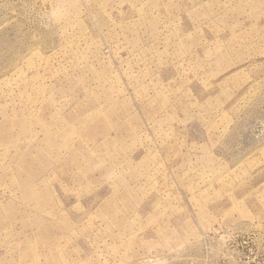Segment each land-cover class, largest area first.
Wrapping results in <instances>:
<instances>
[{
	"label": "rangeland",
	"instance_id": "1",
	"mask_svg": "<svg viewBox=\"0 0 264 264\" xmlns=\"http://www.w3.org/2000/svg\"><path fill=\"white\" fill-rule=\"evenodd\" d=\"M0 264H264V0H0Z\"/></svg>",
	"mask_w": 264,
	"mask_h": 264
}]
</instances>
